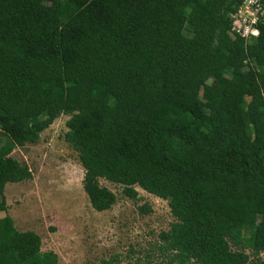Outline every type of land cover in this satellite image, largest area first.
Returning <instances> with one entry per match:
<instances>
[{
    "label": "trees",
    "instance_id": "obj_1",
    "mask_svg": "<svg viewBox=\"0 0 264 264\" xmlns=\"http://www.w3.org/2000/svg\"><path fill=\"white\" fill-rule=\"evenodd\" d=\"M47 1L0 0V211L31 177L11 151L67 115L92 209L115 201L99 178L167 200L164 264H264V20L245 42L240 0ZM0 264L57 255L4 215Z\"/></svg>",
    "mask_w": 264,
    "mask_h": 264
},
{
    "label": "rangeland",
    "instance_id": "obj_2",
    "mask_svg": "<svg viewBox=\"0 0 264 264\" xmlns=\"http://www.w3.org/2000/svg\"><path fill=\"white\" fill-rule=\"evenodd\" d=\"M57 1L62 0L46 3L55 6ZM67 118L56 117L35 143L11 151L31 177L5 183L6 208L0 217L9 216L17 231L36 233L40 250L53 251L57 264H164L159 233L174 221L167 200L137 186V196L128 198L122 195V185L99 178L98 184L110 190L115 201L106 210L92 209L82 190L77 152L63 138Z\"/></svg>",
    "mask_w": 264,
    "mask_h": 264
},
{
    "label": "built area",
    "instance_id": "obj_3",
    "mask_svg": "<svg viewBox=\"0 0 264 264\" xmlns=\"http://www.w3.org/2000/svg\"><path fill=\"white\" fill-rule=\"evenodd\" d=\"M229 34H236L249 41L258 35L257 24L264 20V0H240L229 14Z\"/></svg>",
    "mask_w": 264,
    "mask_h": 264
}]
</instances>
